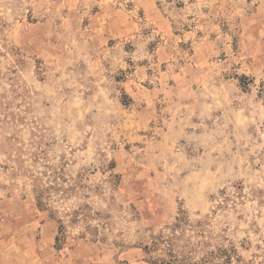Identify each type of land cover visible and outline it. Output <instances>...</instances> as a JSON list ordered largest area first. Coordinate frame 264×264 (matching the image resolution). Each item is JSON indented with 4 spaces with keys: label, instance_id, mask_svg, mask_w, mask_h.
<instances>
[{
    "label": "rangeland",
    "instance_id": "1",
    "mask_svg": "<svg viewBox=\"0 0 264 264\" xmlns=\"http://www.w3.org/2000/svg\"><path fill=\"white\" fill-rule=\"evenodd\" d=\"M160 261L264 264V0H0V264Z\"/></svg>",
    "mask_w": 264,
    "mask_h": 264
},
{
    "label": "trees",
    "instance_id": "2",
    "mask_svg": "<svg viewBox=\"0 0 264 264\" xmlns=\"http://www.w3.org/2000/svg\"><path fill=\"white\" fill-rule=\"evenodd\" d=\"M152 264H157V262H155V263L153 262ZM158 264H173V262L169 261L168 263H166L164 261H160V262H158Z\"/></svg>",
    "mask_w": 264,
    "mask_h": 264
}]
</instances>
